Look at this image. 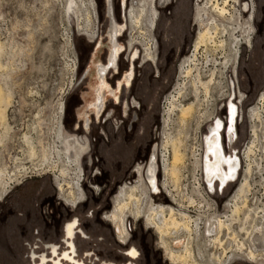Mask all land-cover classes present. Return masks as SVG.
<instances>
[{
    "label": "rangeland",
    "instance_id": "374dc122",
    "mask_svg": "<svg viewBox=\"0 0 264 264\" xmlns=\"http://www.w3.org/2000/svg\"><path fill=\"white\" fill-rule=\"evenodd\" d=\"M118 1L113 0L115 17L119 22ZM70 2L0 0V89L1 99L7 103L5 127L0 128V170L7 172L14 183L21 182L16 186L11 185L8 194L0 200V264H31L32 251L36 256L45 253L49 255L46 245L54 244L59 246V250H64L66 247L61 231L65 224L74 220H77L76 231L81 229L86 233V238L77 236L74 240L77 247L75 259L84 261L85 264H127L128 261L131 264H169L164 251L158 247V235L153 230H148L141 219L129 220L132 229L128 239L129 249L134 247L138 251V257L129 260L118 254L122 248L115 242L109 225L101 218L105 212L113 209V197L121 186L135 185L129 186L126 183L136 180L131 174L132 170L135 165L142 166L147 161L150 147H157V165L161 164L162 153L165 158L168 157L166 162L170 165V144L173 143L178 148L176 149L182 158L178 165L181 177L179 193L189 195L194 180L199 178V171L195 166L200 152L199 140L201 136L208 134L206 128L213 119L215 109H218L217 116L224 124L220 131L223 146L227 155L230 154L226 137L230 114L226 107L221 109L222 104L218 101L221 97L216 85L210 86L205 93L202 88L195 91L187 84L175 108H170L171 97L176 94V85L180 83L179 68L191 57L194 41L199 33L195 22V8L196 5L205 4L206 0H171L167 6L159 7L151 45L156 65L138 64L132 78L131 100L138 103V107L131 108L130 111V115L136 114L133 123L130 116L119 128H115L114 122L108 120L106 124L95 126L90 136L83 131H72L68 120L71 111L77 119H81L84 111L88 114L90 112L84 104L91 99L90 89L96 78L89 62L103 61L107 40L103 34L99 46L93 52L91 48L88 60L83 62L88 46L84 36L92 34L95 9L92 0ZM95 2L100 30L105 32L107 21L104 18L103 0ZM244 2L242 3L253 4L252 21L249 22L252 29L250 46H241L236 72L233 67L227 70L224 85L220 86L226 88V97L233 93L236 97L233 100L237 106L233 148L240 159L237 180L222 192L211 196H206L201 184L198 192L207 203L210 199L216 200L215 211L225 215L230 214V206L223 207V203L232 197L234 188L244 176L249 188L245 192L244 209L239 210L238 217L231 223L235 232L233 238L223 232L218 236L222 244L217 245L210 243L201 232L195 233L197 237L190 233L188 237L185 231L177 233V240L180 241L177 248L182 250L186 247L190 258L203 264H226L227 257L241 242L259 254L264 249V0ZM206 14L209 18L214 17L208 10ZM249 16L250 13L242 14L243 25L249 20ZM217 20L223 23L222 20ZM91 22L90 31H83ZM139 26V29H130L129 40L133 36L142 47L144 41L141 40L146 35V30L143 25ZM237 32L235 35L242 43L243 37ZM223 37L228 39V34ZM72 41L79 65L82 64L77 75L90 65L89 73L74 90L70 87L74 71L71 63ZM199 51V55L205 53L203 47ZM226 53L219 51L216 58L223 61ZM121 64L125 65L124 62H120V66ZM109 74L105 78L111 86L113 78ZM222 79L223 77L221 81ZM128 94V91L121 90L118 97L121 99L124 96L129 101ZM60 101L65 108L59 117L64 125V132L59 125L56 107ZM188 107L190 111L182 116L181 110ZM251 109L256 110L257 118L249 115L248 111ZM59 131L63 135V146L69 150L68 155L72 160H76L80 153L75 150L68 134H76L78 137L82 135L90 141V152L82 161L85 172L82 188L86 195L75 210H71V206L65 202L70 191L60 172L67 168L69 162L59 156L62 145ZM26 136L30 138L29 144H24ZM27 144L33 149L31 157L35 156L34 158H28ZM89 155L94 159L92 167L85 163ZM247 167L248 175L245 173ZM68 170L72 172V166H68ZM157 178L162 186L163 175L160 168ZM66 179L67 182L70 180ZM59 183L64 185L61 192H67L63 196H60V190L57 189ZM153 199L156 204L167 203L163 195L154 196ZM145 207L146 204H143V209ZM211 208L204 207L203 202L200 208L195 206L185 210L193 218H197L200 212H205L206 215L211 213ZM165 240L169 241L170 237ZM86 252L91 253V256L85 257ZM189 259L188 261H192ZM227 264L253 263L233 259Z\"/></svg>",
    "mask_w": 264,
    "mask_h": 264
},
{
    "label": "flooded vegetation",
    "instance_id": "af4514ba",
    "mask_svg": "<svg viewBox=\"0 0 264 264\" xmlns=\"http://www.w3.org/2000/svg\"><path fill=\"white\" fill-rule=\"evenodd\" d=\"M92 1L95 6V0ZM155 1L156 0H140V6L138 5H137L138 7L132 6V8L126 7L125 11L122 14L123 21L119 23L115 17V12L112 3L113 0H103L105 7L104 17L107 16L109 20L107 21L106 31L102 32L101 36L102 37L105 36L104 39L107 40L106 42L107 46L105 49L107 50V52H105L104 54L105 55L104 61L90 60L89 62L93 66L95 73L94 78H96L92 88L90 89L91 99L84 104L85 106H87V109L90 110V112L88 114L86 111H84L81 119H77L75 114L71 111V116L69 117L68 120L69 121L68 126L72 131L75 130V125L77 126L76 127L77 131L79 130L78 132H82L84 127V129L87 131L84 134L90 136L95 126L106 124V122L110 120L111 122H114L115 128L116 127L119 128L122 125V123H124V121L127 120L130 116H132L131 122L133 123V119L136 116V114L130 115V111L131 108L136 109V107H138V103H136L135 100L133 99L131 100L132 78L136 70V66L134 62H136L137 60H140L141 62H145L146 60L147 61L149 60L154 65H156V62L154 60H150L149 58H146L145 54L141 56L137 47L135 46L129 47L130 45L128 44V42L130 43L129 37L131 36V32L129 34L130 31L129 12L130 10L139 11L142 8H146V10H148L149 12L148 17L151 18L150 31H152L156 25L155 19L157 18V16L159 17L158 10L153 9V2ZM243 1L252 2V0H238L237 3L239 7L241 6L242 8L246 9L247 12H245L244 15L250 13L249 20H247L246 23L244 24L246 29L249 22L252 21L253 4L252 3L243 4L242 3ZM159 4L160 6L168 5V0H160ZM199 7L201 6L196 5L195 8L196 10L195 22L198 24V29L200 30L201 29L200 26H202V24L200 23L197 16ZM120 16H121V11H120ZM103 34L105 35L103 36ZM120 36L123 39H125L126 45L121 44L118 41V37ZM98 38L93 46L92 52L100 44V39ZM244 42L247 43L248 40ZM244 42L241 43V41L239 40L238 44L243 45ZM246 46H250V44H246ZM240 52L241 49L239 50V55ZM123 53H127L126 56L128 58V62L131 61L133 63L130 66L129 64L123 66L121 64L120 73H119L118 59ZM239 55L237 54V56ZM228 56H229L228 65L224 72L222 85H224V79L226 78L227 70L233 67L234 72H236V64L238 62V57L234 55H228ZM78 68H79V62H78L77 70ZM111 70H114L117 73H119L118 74L119 76L115 77L114 74L112 73L109 74L111 78H113L112 84L110 86L109 82L106 81L105 76ZM89 71H90V65H88L85 71V75H87ZM124 71L125 73L124 75H122ZM80 74L81 73H79V75L76 74L74 82H76V79L80 76ZM115 80H117L116 85H115ZM231 82L233 85V81ZM78 86L79 83L77 82L72 90L76 89ZM124 89H127L129 91V94L127 96V98H129V101H125L123 104L122 98L119 99L118 97V92L121 90L123 91ZM225 89L226 88L224 87L223 89L224 96L222 97L220 96L221 99L218 101L220 102V104L222 103L223 108L226 107L228 109L230 114L229 126L226 132L227 145L230 148V154L227 155V153L225 152V148L223 146V141H222V135L220 133L221 129L224 127V124L217 116L218 109H215L214 115L212 117L213 119L210 122H208V125L210 126L209 129L211 130V136L209 137V139H207V141H205L204 139L205 146H204V158H203V171H204V177L206 176L207 182L209 183L207 184L205 179L206 190L209 191L210 193L214 192L216 187L218 188V191L222 192V190L226 188L229 184H234L235 181L237 180L236 176L240 166V159L239 157H237L236 150L233 148L235 135H236V133H234L233 126H234V119L237 115L236 114L237 106L233 103V100H235L236 97L234 93L233 95H228L226 97ZM232 89H234V85L232 86ZM107 95H108V99H106ZM224 100H226L225 104L223 103ZM241 102L242 100H240V103ZM226 104L227 106H225ZM249 112L250 110L248 111V113ZM62 129L64 132L65 128L63 123H62ZM99 134L101 135L102 133ZM68 135H69L68 137L69 140H71L75 146V150L79 151L80 153L78 158L74 160L73 163L74 165L72 166L73 171L69 172L70 174L69 178L70 180H72L71 183L74 184L78 180V182L80 183L79 188H77L78 190L75 193V195H71L70 192L69 193L65 192L67 193L65 202L69 206H71V210H75L78 204L83 202L86 195L85 189L82 188V179H83V174L85 173L82 165V161L84 157L90 152L89 149L90 141L88 142L87 138L82 137V135L79 137L78 135L71 133H69ZM152 157L158 158L157 147H155L154 149L150 147L146 157L147 161L142 166H137V165L134 166V169L132 170L131 174H133L135 179L138 181L134 180L133 182L126 183L129 186L135 183V185L132 187L123 185L119 188L120 191L117 193L115 197H113V201H112L113 209L105 212L101 219L104 220L109 225L110 231L112 233L115 242L122 248V251L119 252L118 254L121 255L123 258L133 260L138 257L137 256L138 251L136 250V248L132 247L131 249H129L130 246L128 243V239H130L132 232L131 231L132 229L130 227V221H134V220L138 221L141 219L146 225L148 230L151 229L154 231V233L158 235V239H159L158 247L159 249L164 251L165 258L169 262V264H180L179 261L177 263V255H176L177 252L182 251L177 248L180 241L178 240L173 242L166 241L165 239L169 237L166 236L162 237L160 231L156 228L157 226L152 223L149 217L154 215L160 216V213H163L166 219H168L169 213L172 212L173 214L176 215L177 218L183 215L190 217L193 220L196 219L198 221L201 234H203L207 239L210 240L216 237L215 234H217L218 219L224 218L226 215L229 214H225V215L223 214L220 216H206L205 214H200L198 215L197 218H193L192 216L184 213L185 210L184 209L182 210V208H185L184 203L188 204L187 198H189V196H184V194L179 193L180 186L177 189L172 188L170 186L171 184L168 183L167 179L164 176L163 168L161 169L160 165H157L156 158H155L156 161H152ZM85 163L86 166L89 167H92L94 165V159L92 155H89V159H87ZM158 168H160L161 173L163 175L162 186H160L158 183L159 180L157 178ZM241 181L234 188L232 194V200H231V202L233 201L232 205L234 203V197L236 196ZM8 182H9V178H7L4 185L0 181V200L1 198L3 199L8 194L9 189H11L10 186L8 185ZM67 188L70 191L69 187ZM88 188L91 189V186H88ZM57 189L59 191L58 187ZM65 193L59 191L60 196L65 195ZM158 195H163L167 203L156 204L153 197ZM192 199L195 201L196 204V200L194 198ZM143 204H146V207L144 209H143ZM203 223L204 226H202ZM76 226H77V220L70 221L67 224H65L63 231H61L63 232L62 240L64 246L66 247L64 250H59V246H56L54 244L46 245L49 255L45 253L36 256V253L32 251L30 257L31 264H85L84 261L75 259L77 256V247L74 243V240L77 238V236L80 238H86V233H84L81 229L76 231L77 230ZM252 251L254 253L253 257L239 256L231 253V255L228 256V258L226 259V264L230 263L233 259H241L253 264H257V263L264 264V249L262 250L261 254H259L257 251H254L253 249ZM87 252L85 254V257L91 256V253H87ZM127 264H131V262L128 261Z\"/></svg>",
    "mask_w": 264,
    "mask_h": 264
},
{
    "label": "bare ground",
    "instance_id": "6f19581e",
    "mask_svg": "<svg viewBox=\"0 0 264 264\" xmlns=\"http://www.w3.org/2000/svg\"><path fill=\"white\" fill-rule=\"evenodd\" d=\"M70 1H71L70 3L73 2V0H70ZM159 2H160V0H156L155 2H153V9L158 10L159 7L161 8V7L167 6V5L160 6ZM112 3H113V8H114V2H112ZM237 3H238V0H206L205 4H203L201 7H199L197 16H198V19H199V21L203 27L200 26V28L202 30L200 29L198 31L199 33H197V35H196V38L194 41V50H193L191 57L188 58L187 60H185V62L179 68L180 83H177V85H176L177 86L176 94L171 97V101H170V108L171 109L175 108V106L178 102V99L180 98L182 91L186 88L187 84H189L190 88L194 89L195 91L198 90L199 88H202L205 91V93H207L210 86L216 85L219 89L220 96L221 97L224 96L223 88L220 86L222 84L221 77H224V72H225L227 65H228V58H229L228 55H234V56H237V54L239 55V50L241 49V46H242V45L238 44V41H239L238 36H236L235 33L237 31L240 32V36H242L243 39L241 37L240 38L243 40V42L248 40V42L247 43L244 42L243 45L249 44L250 40H251V36H252L250 25L248 24V26L245 29V26L242 24V21H241V18H242L241 12L244 15L245 12H247V11L245 8H242L241 6H240L241 11H240ZM168 4H170V0H168ZM137 5L140 6V0H134V1L119 0L118 5H117L119 10L121 11L119 23L123 21V15L122 14L125 11V8L126 7L132 8V6L138 7ZM103 6H104V3H103ZM94 8L96 11H95V13H93L94 26H93V30L91 31L92 34L90 36H87V35L84 36L86 38V40L88 41V44H90L92 41L93 46H94L95 42L97 41V38L99 37L98 39H100L102 37L101 36L102 32H101L100 27H99L100 21H99V16H98L99 14H98L96 2H95ZM92 10H93V7H92ZM207 10L212 12L214 14V17L215 16L216 17L215 18L214 17L209 18L206 14ZM148 14H149V12H148V10H146V8H142L139 11L130 10V12H129L130 29L131 28L135 29V28L140 27L139 25H143L145 27V30H146V35L145 36L141 35V36H144L143 40H141V42L144 41V44H142L143 45L142 47H141V45H139L138 41H136L134 39L133 36H132L130 43L128 42V44L130 45L129 47H132V46L137 47L141 56L143 54H145L146 58L153 60L154 54H153V50L151 48V45L153 44V39H154V34L152 32V31H154V29L152 31H150L151 30L150 29L151 18L148 17L149 16ZM104 18L106 19V21L109 20L107 16ZM157 18H158V16H157ZM157 18L155 19V24L157 22ZM217 19L222 20L223 23L219 22ZM91 24H92V22L89 25L85 26L83 31L86 32V30H87L89 32L91 29V26H92ZM75 30L80 35V32L77 29H75ZM136 32H134V33L136 34ZM138 32H139V30H138ZM132 33H133V30H132ZM143 33H145V32H143ZM139 34H141V32ZM224 34H228V39L223 37ZM118 41L121 44L126 45L125 40L121 36L118 37ZM71 46L73 49L71 51L72 57H73L72 58L73 60L71 63H72L73 68H74L73 69L74 71L72 72V78H73V82H74L75 76L77 74L76 70L78 67V59H77L78 57L76 54L77 51L75 50V46L73 45V41H72ZM202 47L205 50V53L203 55H202V53L199 55V52H200L199 50ZM92 49H93V47H92ZM156 51H157V49H156ZM219 51L220 52H224V51L227 52L225 57L223 58V61H219L216 58V53ZM106 52H107V50H106ZM126 54L127 53H123L120 56V58L118 59L119 73H120V62H122V63L124 62L125 65L129 64V66L133 63L131 61L128 62V58H127ZM104 58L105 57H103V61H104ZM200 58H202V59H200ZM134 63H135L136 68H137L138 64H147V63L152 64V62L149 60L148 61L146 60L145 62H141L140 60H137ZM209 67H211V69H209ZM219 67H220V69H219ZM85 71H86V69L82 70V72L80 74L81 80L79 81V83L84 80V78L86 76ZM125 71L123 72L122 75H124ZM109 73L114 74L115 77L119 76L118 75L119 73H117L114 70L109 71ZM116 81L117 80H115V85H116ZM73 82L71 83V86H70L71 89L75 85V82L74 83ZM125 90L128 91L127 89H124L123 91L125 92ZM121 98H122V101L124 104V102L127 100H125V98H123V96ZM60 102H58V104H56L57 111H58L57 112L58 121H59V117H61V114H63V111L65 109L63 107L62 102H61L62 104L59 108L58 105ZM221 106H222L221 107V109H222L223 105H221ZM6 107H7V103L1 99V89H0V128L1 129L5 127V123H6V116H5ZM189 111H190V107L183 108L181 110L182 116L186 115ZM249 115L251 117H256L257 116L256 110L251 109L249 112ZM7 124L9 125V123H7ZM59 125L62 128V122L61 121H59ZM76 127L77 126H75V131H77ZM209 128H210V126H208V128H206L208 130V134L206 136H201V138L199 140V143H200V152L198 154L199 158L195 161V166H196L197 170L199 171V178L194 180V182L192 184L193 186H191V190L189 191V195H186V196H189V198H187V202H188L189 206L193 207V208L195 206H198V208H200V206L202 205L203 202H204V207H209V206L212 207L213 205L217 204L216 200L210 199V198H209L210 202L207 203L200 196L201 193L199 194V192H198V188H200L199 184L202 185V189L205 192L206 196H208V195L211 196L212 194L220 192V191H218L217 187L214 190V192H212V193H210L209 191L206 190L207 179H206V176L204 177L203 158H204V146H205L204 139H205V141H207V139H209V137L211 136V130ZM56 129H57V125H56ZM83 132L84 133L87 132L84 129V127H83ZM29 139L30 138H28L27 136L24 137V140H23L24 144L25 143L29 144ZM59 139L62 142L61 143L62 145H61V148L59 151V156L63 157L64 159H66L69 162V164L67 165V168L66 169L64 168L61 170L60 176L62 178H64L63 182H64V184H66L67 187H69L70 194L75 195V193L77 192V188H79L80 183L77 180L76 183H74V184L70 183L69 184V182H67V179H66V178L70 177L69 176L70 171L68 170V166L69 167L73 166L74 160H72L70 155H68L69 150H67L63 146L64 139H63V135L61 134L60 131H59ZM28 144H27V146L29 147L30 145H28ZM170 145L172 148V162L170 163V165H168L166 162V159L168 160V157L166 156L167 158H165V155L162 153L161 158H163V159H161L160 167H161V169L163 168L164 176L167 179L168 183L171 184L170 186L172 188L177 189L180 186L179 180L181 178L179 175V172H178L179 171L178 165L181 164L182 158H181V154L179 155V153H178V150H177L178 148L175 147V145L173 143ZM249 151H250V149L247 151L246 155L249 153ZM31 156H33V149L31 147H29L28 158ZM34 157H31V158H34ZM155 158L152 157V161H156ZM201 159H202V161H201ZM247 172L249 173L248 167L245 170L246 175H248ZM7 178H9V182H8L9 186H11L13 184H15V186H16V185L21 183V182L14 183L13 178H11L7 172H5L4 170H0V181L3 185L5 184V181L7 180ZM205 179H206V182H205ZM246 180H247V178L244 176V178L242 179V181L238 187L236 196L234 197L233 205L230 203L232 200V197L227 202L223 203V207L231 206L230 207V214L226 215L224 217V219L223 218L218 219V221H217V234H215L216 237H214V239H210V243L217 244V245L222 244L221 239H219L220 237L218 238V236H220V234L223 232H225L226 236H228L230 238H233L232 236L235 235V232L232 228L231 223L234 222V220L238 217L237 214L240 213L239 210L244 209V207L246 205L245 192H247V190H248L247 189L248 183H246ZM80 181H81V178H80ZM207 184H209V183L207 182ZM62 186H64V185H62V183L61 184L59 183L58 187H59L60 191L63 190ZM182 187H184V185ZM10 188H12V187H10ZM190 196L196 200V204H195V201ZM197 197H199V198H197ZM238 200H239V202H238ZM238 203H240V204H238ZM188 204L184 203L185 208H182V210L189 208ZM211 210H212L211 213L209 212L208 215H206L205 212H200L199 215L200 214H205L206 216H220L221 215V214L217 213V211H215V209L213 207L211 208ZM187 212L188 211L185 210L184 213L190 215ZM149 218L152 221V223L157 226L156 228L160 231V234L162 235V237H164V236L170 237V240H169L170 242L177 240V238H178L177 233L179 231H185V233L188 234V237H189V233L193 234V235H196L195 234L196 232L198 234L200 233L198 221L196 219L193 220L192 218L187 217V216L181 215L180 217L177 218L176 215L171 212V213H169L168 219H166V217H165V215H163V213H160V216L154 215V216H150ZM202 226H204V223ZM182 234H184V233H182ZM187 234H186V236L185 235L184 236L187 237ZM196 237H197V235H196ZM186 240H187V238H186ZM186 243H187V241H186ZM187 250L188 249L186 247H184L182 249V251L176 253L177 263L179 261L180 264H203V262L202 263L196 262V260L191 259L193 257L190 258V253H188ZM232 254H236L239 256H248V257L254 256L252 249L250 247H246L243 242L236 245L234 251H232ZM189 258L192 261H188Z\"/></svg>",
    "mask_w": 264,
    "mask_h": 264
},
{
    "label": "water",
    "instance_id": "95a60500",
    "mask_svg": "<svg viewBox=\"0 0 264 264\" xmlns=\"http://www.w3.org/2000/svg\"><path fill=\"white\" fill-rule=\"evenodd\" d=\"M92 46H93V43H92V41H91V43L90 44H88V46H87V53L85 54V56H84V58H83V62H85V61H87L88 60V55H89V50H91V48H92ZM82 62V63H83ZM81 69H82V64L81 65H79V68H78V70H77V74H78V72L79 71H81ZM81 80V78H80V76L78 77V83H79V81Z\"/></svg>",
    "mask_w": 264,
    "mask_h": 264
},
{
    "label": "built area",
    "instance_id": "2783aa9c",
    "mask_svg": "<svg viewBox=\"0 0 264 264\" xmlns=\"http://www.w3.org/2000/svg\"><path fill=\"white\" fill-rule=\"evenodd\" d=\"M212 207L215 209L217 207V204L216 205H213Z\"/></svg>",
    "mask_w": 264,
    "mask_h": 264
}]
</instances>
